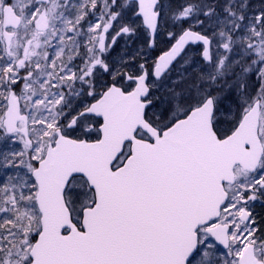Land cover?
Segmentation results:
<instances>
[{
  "label": "snow or ice",
  "instance_id": "6c2138e0",
  "mask_svg": "<svg viewBox=\"0 0 264 264\" xmlns=\"http://www.w3.org/2000/svg\"><path fill=\"white\" fill-rule=\"evenodd\" d=\"M0 264H264V0H0Z\"/></svg>",
  "mask_w": 264,
  "mask_h": 264
}]
</instances>
